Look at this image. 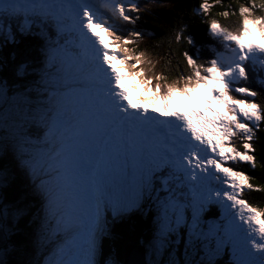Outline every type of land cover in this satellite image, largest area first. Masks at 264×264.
Returning a JSON list of instances; mask_svg holds the SVG:
<instances>
[{
    "label": "snow or ice",
    "instance_id": "snow-or-ice-1",
    "mask_svg": "<svg viewBox=\"0 0 264 264\" xmlns=\"http://www.w3.org/2000/svg\"><path fill=\"white\" fill-rule=\"evenodd\" d=\"M236 7L229 29L208 19L213 5L201 0L198 13L223 51L201 63L172 49L179 60L169 80L138 49L153 35L137 29L140 0H0L3 40L35 33L44 41L38 86L29 89L36 98L9 97L0 85V155L11 148L42 201L43 238L54 245L45 264H98L108 216L146 206L157 255L183 238L185 255L198 246L197 264H264V208L244 198L264 186L231 166H262L254 141L264 104L241 82L250 70L264 72V0ZM183 32L168 46L192 44Z\"/></svg>",
    "mask_w": 264,
    "mask_h": 264
},
{
    "label": "trees",
    "instance_id": "trees-1",
    "mask_svg": "<svg viewBox=\"0 0 264 264\" xmlns=\"http://www.w3.org/2000/svg\"><path fill=\"white\" fill-rule=\"evenodd\" d=\"M143 2H147L148 4L144 7V11L140 13L137 29L150 31L153 35L150 37L146 36L144 40L138 44V49L140 51H146L152 58L156 65L155 72L164 74L169 77V80L174 77L179 54L177 52V55H170L172 49H177L179 51L186 50L199 62H205L214 58L216 53L223 51L222 41L211 35L207 28V20L198 13V5L201 0H144ZM208 2L213 5L211 15L208 19L215 18L218 23L229 29H235L237 27L238 16L232 15L233 12L237 11V0H220V5H223V7L217 5L216 0H208ZM238 2L240 4H247L250 0H238ZM222 12H228L229 15L224 17L221 15ZM259 14L260 13H257V15ZM180 28L184 29L183 35L185 39H191L193 43L189 45L185 40H182L179 44L174 42L172 46L169 47L167 40L174 31ZM23 53V47L21 49L12 47L0 37V73L12 74L14 69H18L24 62ZM166 61H171V63L166 65ZM179 66L183 70L184 65L182 61ZM165 68L168 70L165 71ZM251 73L252 71L250 70L249 75ZM259 75L263 76L264 72H259ZM260 81L256 80L254 83L257 82V85H260ZM246 82H248V80ZM244 84L246 85L247 83L244 82ZM252 85L255 86L256 84ZM257 92L260 93V95L256 97V102L264 104V91L258 90ZM257 137L258 139L254 141V146L257 149L255 154L258 164L262 166L257 167L254 171L244 164H236L234 168L253 175L255 177L253 184L257 187H261L264 186V150H262V148H264V124L260 126ZM1 160V166L4 167L3 171L6 175H10L12 165L14 164L13 161L11 159L6 160L2 158V155ZM10 193L11 195L9 197H3V201L0 199V210L2 206L4 207L8 204L12 206L25 201L22 186L18 181L12 182L11 180ZM244 198L250 205L264 208V192L246 191ZM31 213L32 212H29V215ZM215 215L217 214H212L213 217H215ZM107 219L110 221L111 216H108ZM153 220L154 214L148 209L144 219L134 216L129 220H123V225L114 226L111 230L113 236L108 239L103 238L101 242V257L99 264H122L124 252L128 245L144 243L146 247L150 248V246L153 245L155 233L151 227ZM31 226V221L26 217L20 220L17 225L6 229L8 234H12L10 235L9 241L11 250L7 255L5 264H27L21 260V257L23 258L27 248L25 240H27ZM181 235L183 237V232ZM181 240H183V238H181ZM179 252L185 255L184 240L178 247L171 246V248L167 250V253L177 256V264H197L199 258L197 260L196 258L200 256L198 246L197 254L192 258L187 255L185 256L186 258L184 257L182 259L183 261L179 260L180 256L177 254ZM188 253L192 254V250H189Z\"/></svg>",
    "mask_w": 264,
    "mask_h": 264
},
{
    "label": "rangeland",
    "instance_id": "rangeland-1",
    "mask_svg": "<svg viewBox=\"0 0 264 264\" xmlns=\"http://www.w3.org/2000/svg\"><path fill=\"white\" fill-rule=\"evenodd\" d=\"M201 63H203V62H201ZM154 71H155V69H154ZM128 85H130V87H132V82H128ZM138 99H140V98H138ZM133 103H135V100H133ZM188 107H191V105L190 104H188L187 105V108ZM186 107H181L180 109L181 110H186L187 109ZM234 144L238 147V145L240 144V142L238 143V142H236V139H234ZM41 224H42V222L41 223H39V224H37V228L36 229H34V232L33 233H31V234H29V242H28V244H27V242H26V240H25V243L29 246V245H31V243L33 244V248L34 249H31V252L32 253H34V252H36L38 249H40V247H41V245H44L46 242H48L47 240H45L44 238H43V231H42V228H41ZM7 228L3 225V223L0 221V264H5V262H6V260H7V251H8V242L10 241V235L12 234H8L7 233V230H6ZM6 232V233H5ZM54 247V246H53ZM53 247L51 248V249H53ZM30 248H32L31 246H30ZM29 248V249H30ZM36 249V250H35ZM51 250L48 252L47 251V255L48 256H50L51 255ZM30 255V258H29V262L31 263V264H45V261H46V259H47V257L48 256H43L42 257V259H40V260H37V257H32L31 256V253L29 254ZM99 256V255H98ZM168 258H169V260H168V262H170V264H171V262L172 261H178V259H177V256L176 255H169L168 256ZM167 258V259H168ZM186 258V257H185ZM97 259H98V257H97ZM160 259H161V255L159 256V261H158V264H164V263H161L160 262ZM21 260L23 261V260H25V258L23 257H21ZM43 261V262H42ZM99 264V263H98Z\"/></svg>",
    "mask_w": 264,
    "mask_h": 264
},
{
    "label": "water",
    "instance_id": "water-1",
    "mask_svg": "<svg viewBox=\"0 0 264 264\" xmlns=\"http://www.w3.org/2000/svg\"><path fill=\"white\" fill-rule=\"evenodd\" d=\"M125 249L122 264H146L141 247L131 246Z\"/></svg>",
    "mask_w": 264,
    "mask_h": 264
}]
</instances>
